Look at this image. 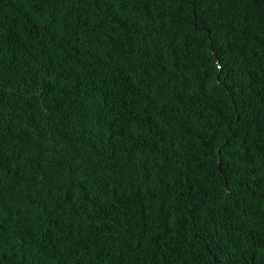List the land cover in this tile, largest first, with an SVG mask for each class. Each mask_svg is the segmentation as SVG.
Segmentation results:
<instances>
[{
    "label": "trees",
    "instance_id": "obj_1",
    "mask_svg": "<svg viewBox=\"0 0 264 264\" xmlns=\"http://www.w3.org/2000/svg\"><path fill=\"white\" fill-rule=\"evenodd\" d=\"M0 264H264V0H0Z\"/></svg>",
    "mask_w": 264,
    "mask_h": 264
}]
</instances>
